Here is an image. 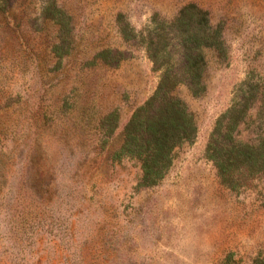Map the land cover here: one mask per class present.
Listing matches in <instances>:
<instances>
[{"label": "rangeland", "instance_id": "1", "mask_svg": "<svg viewBox=\"0 0 264 264\" xmlns=\"http://www.w3.org/2000/svg\"><path fill=\"white\" fill-rule=\"evenodd\" d=\"M187 5L224 51L177 90L196 138L146 187L115 152L159 84L146 40ZM234 108L264 140V0H0V264H264V173L234 191L207 154Z\"/></svg>", "mask_w": 264, "mask_h": 264}, {"label": "trees", "instance_id": "2", "mask_svg": "<svg viewBox=\"0 0 264 264\" xmlns=\"http://www.w3.org/2000/svg\"><path fill=\"white\" fill-rule=\"evenodd\" d=\"M170 26L177 27L178 36L164 30L157 38L146 40L159 84L154 95L133 113L115 152L117 158H130L140 164L141 185L146 187L161 183L173 165L176 151L196 138L195 116L177 90L186 86L193 96L200 95L210 57H221L224 51L220 31L212 25L209 14L196 5L182 8ZM178 45L182 50L177 52L174 48ZM235 112L234 108L220 117L207 154L222 183L239 191L249 188L264 173V140L239 142L235 134L242 116H235Z\"/></svg>", "mask_w": 264, "mask_h": 264}]
</instances>
